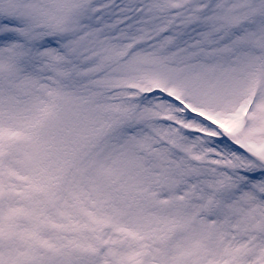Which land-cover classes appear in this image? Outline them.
I'll list each match as a JSON object with an SVG mask.
<instances>
[{
  "label": "snow or ice",
  "instance_id": "snow-or-ice-1",
  "mask_svg": "<svg viewBox=\"0 0 264 264\" xmlns=\"http://www.w3.org/2000/svg\"><path fill=\"white\" fill-rule=\"evenodd\" d=\"M0 264H264V0H0Z\"/></svg>",
  "mask_w": 264,
  "mask_h": 264
}]
</instances>
